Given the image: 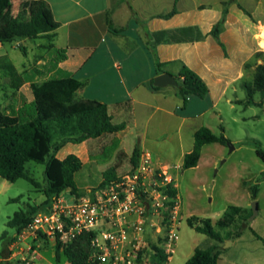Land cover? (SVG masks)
<instances>
[{
  "label": "crops",
  "instance_id": "obj_1",
  "mask_svg": "<svg viewBox=\"0 0 264 264\" xmlns=\"http://www.w3.org/2000/svg\"><path fill=\"white\" fill-rule=\"evenodd\" d=\"M42 1L51 9L59 27L51 33L53 38L40 37L47 41L43 46L49 49V57L38 61L37 70L32 73L25 65L18 69L14 64L27 81L14 92L17 102L12 105L19 108L34 100L32 81L49 78L54 73L50 63L56 50H65L67 58L57 68L72 73L83 83L78 97L107 104L113 123L126 124L119 132L80 144L67 143L56 154L61 160L69 154L77 155L83 162L81 170L92 164L101 175L99 185L103 173L110 168L116 169L117 177L132 171L135 167L131 157L137 147L140 158L149 154L159 167L184 169V157L194 149L196 132L202 127L211 129L204 122L205 115L215 112L222 101L231 105L240 102L235 97L238 86L246 84L249 91L257 66L264 64V0L231 2L220 33L225 49L211 30L223 18V3L228 0ZM11 4L18 6L20 2L11 0ZM18 9L0 13V32L9 29ZM174 9L176 14L171 18L160 17ZM109 23L119 32L111 30ZM4 55L9 56L10 52L6 44L0 43V56ZM159 63L162 72L158 71ZM183 65L193 69L208 85L209 94L204 99H209L211 105L207 109L190 114L186 111L199 105L194 99L198 97L190 96L185 104L176 86L152 88L156 76H178ZM249 101L246 107L264 104L263 97L261 102L253 97ZM173 121L178 122L175 135L169 134ZM107 148L111 152L106 160L99 159ZM126 161L128 169L122 165ZM92 188L88 187V192ZM254 231L261 238L254 235L250 242L252 256L243 258L240 264H264V235ZM243 238L244 234L236 241ZM6 260L0 254V264Z\"/></svg>",
  "mask_w": 264,
  "mask_h": 264
},
{
  "label": "trees",
  "instance_id": "obj_2",
  "mask_svg": "<svg viewBox=\"0 0 264 264\" xmlns=\"http://www.w3.org/2000/svg\"><path fill=\"white\" fill-rule=\"evenodd\" d=\"M234 0L223 3V18L214 25L211 35L225 49L220 41V33L224 29L225 17L228 7ZM19 9L9 24L6 32H0V43L9 44L23 40H35L48 35L59 27L53 13L47 3L42 0H19ZM11 6V0H0V13ZM176 14L172 12L161 15V18H171ZM110 29L119 32L112 28ZM1 29V27H0ZM50 47H53L51 44ZM21 51L27 55V48L19 45ZM67 58L65 50H56L55 58L50 70L54 73L41 82L32 81L31 88L34 100L24 102L16 108L11 105L8 109L0 107V176L9 181L17 182L20 179H27L37 189L41 185L28 172V162H36L45 165V176L48 185L43 189L46 200L38 205L31 206L30 211L21 210L14 214L7 223L15 234L27 226L33 215L40 209L50 205L60 194L68 189L74 193L77 191L75 174L83 167V162L75 154H69L64 160L57 157V152L67 143L80 144L90 138H98L107 133H115L126 128L125 123L115 124L110 116L107 104L97 100H84L78 97V90L83 83L75 76L63 69L58 64ZM158 71H161L159 63ZM0 73L9 79L14 92L18 91L27 81L26 78L15 67L8 55L0 56ZM179 82L178 94L186 104L190 96L204 99L209 94V87L203 78L187 65H183L181 72L175 76ZM153 89L154 81L151 82ZM259 92L264 98V64L258 65L255 71L254 81L249 87L250 98L253 93ZM251 102V100L249 101ZM262 104V103H261ZM229 139L224 135H217L208 127L200 128L195 134L194 149L184 157V169L197 167L202 156V149L211 143L227 144ZM257 155L264 161V150L256 147ZM140 152L138 147L134 150L131 163L134 167L138 165ZM103 181L99 186L108 184L117 179L116 169L110 168L103 173ZM172 195L177 194L176 189L170 190ZM254 198H257L258 188L255 186ZM244 209L231 206L223 219L218 221L217 226L226 229L230 228L238 219H245ZM188 224L196 231L209 236L218 243H224L227 238L218 232L211 219H202L192 216ZM247 224L241 226L235 233L230 232L228 238L242 236ZM253 234L261 238L257 232ZM7 234L5 231L3 235ZM91 233L83 234L76 243L68 248L56 250V260L61 262L68 259L73 264H87L90 252ZM15 239L10 238L9 244ZM155 251L153 259L158 264L168 262L167 256L157 244H153ZM221 247L215 244L209 248H196L193 255L188 259L187 264H218L221 256ZM2 264V263H1Z\"/></svg>",
  "mask_w": 264,
  "mask_h": 264
},
{
  "label": "rangeland",
  "instance_id": "obj_3",
  "mask_svg": "<svg viewBox=\"0 0 264 264\" xmlns=\"http://www.w3.org/2000/svg\"><path fill=\"white\" fill-rule=\"evenodd\" d=\"M18 7L19 4L18 6L11 4L8 13ZM46 42L41 38L34 41H20L19 45L26 46L27 55L21 51L16 42L6 44V47L10 52V59L18 69L25 65L27 70L33 73L38 69V61L49 57V49L43 46ZM12 46L14 48H11ZM36 75L41 78L40 74ZM235 97L240 102L234 101L231 105L222 101L214 110L215 112H208L204 118L205 124L209 125L215 134H224L229 142L205 145L197 167L191 169L174 167L173 170L170 168V174L177 184L182 222L176 252L166 264H187L196 248L206 249L215 244L221 247L218 264H240L243 258L252 256L250 243L254 239L252 230L264 235V161L256 152L257 146L264 150V104L260 106L252 104L246 107L247 101L252 97L256 102L262 101L259 92L250 98L246 84L238 86ZM194 99L199 105L193 108L190 106L186 111L190 114L205 110L211 105L209 99ZM15 101L14 91L9 88L8 80L0 75V107L8 109ZM170 126L169 134L175 135L178 122L173 121ZM110 152L111 150L107 148L98 158L106 160ZM122 165L124 169L129 167L127 161ZM26 168L27 172L41 185L40 189L27 179L12 183L0 176V254L6 259L9 256L10 238L15 235V229L7 226L10 218L16 212L30 211L31 206H38L46 200L43 193V189L48 185L45 165L31 161L27 163ZM100 179L101 175L96 172L95 167L87 164L75 174L76 193L68 189L63 192V197L67 200L72 197L82 198L88 194V187H98ZM255 186L259 190L257 199L254 198L253 193ZM254 201L258 202L261 211L255 219L250 220ZM231 206L245 208L243 215L246 220L238 219L230 228L222 229L217 226V223L225 217ZM192 216L211 219L214 228L227 240L221 244L196 231L188 224V219ZM244 224L248 227L243 232V239L236 241L237 238H228L230 232L235 233ZM5 231L7 234L3 235ZM52 254V251L44 252V257L54 262ZM3 264L10 263L5 261ZM247 264H253V262L248 261Z\"/></svg>",
  "mask_w": 264,
  "mask_h": 264
},
{
  "label": "built area",
  "instance_id": "obj_4",
  "mask_svg": "<svg viewBox=\"0 0 264 264\" xmlns=\"http://www.w3.org/2000/svg\"><path fill=\"white\" fill-rule=\"evenodd\" d=\"M170 168L159 167L146 154L128 173L106 185L90 189L82 198L67 200L63 193L37 211L31 222L15 234L10 264H73L56 260V250L68 248L91 233L87 264H158L157 244L168 261L176 252L181 207ZM52 251L54 262L44 257ZM166 264V263H165Z\"/></svg>",
  "mask_w": 264,
  "mask_h": 264
},
{
  "label": "water",
  "instance_id": "obj_5",
  "mask_svg": "<svg viewBox=\"0 0 264 264\" xmlns=\"http://www.w3.org/2000/svg\"><path fill=\"white\" fill-rule=\"evenodd\" d=\"M154 85L160 88L166 87V86H179V82L176 80V78L171 75L170 73H163L160 74L158 76L155 77L154 79ZM234 147H232L233 149ZM252 210H253V214L250 218V220L255 219V217L258 215L259 213V204L257 201H254L252 203Z\"/></svg>",
  "mask_w": 264,
  "mask_h": 264
}]
</instances>
